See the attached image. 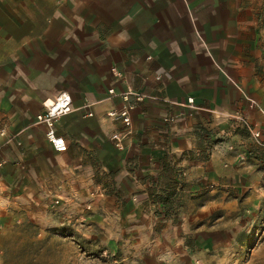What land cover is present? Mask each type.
<instances>
[{
  "label": "crops",
  "instance_id": "obj_1",
  "mask_svg": "<svg viewBox=\"0 0 264 264\" xmlns=\"http://www.w3.org/2000/svg\"><path fill=\"white\" fill-rule=\"evenodd\" d=\"M127 89L144 96L131 97L129 126L107 115L127 105L109 91ZM64 91L73 111L57 123L68 143L57 153L36 119ZM230 141V165L258 179L264 0H0L4 213L11 202L49 218L60 197L65 220L105 228L113 218L141 234L163 193L226 175Z\"/></svg>",
  "mask_w": 264,
  "mask_h": 264
},
{
  "label": "rangeland",
  "instance_id": "obj_2",
  "mask_svg": "<svg viewBox=\"0 0 264 264\" xmlns=\"http://www.w3.org/2000/svg\"><path fill=\"white\" fill-rule=\"evenodd\" d=\"M235 144L223 156L226 175L184 183L168 201L162 192L152 205L153 227L141 234L121 233L113 218L105 228L65 220L60 197L49 218L11 202L4 213L0 203V264H264V160L258 179H241L238 162L230 165ZM85 209L91 213L90 202Z\"/></svg>",
  "mask_w": 264,
  "mask_h": 264
},
{
  "label": "built area",
  "instance_id": "obj_3",
  "mask_svg": "<svg viewBox=\"0 0 264 264\" xmlns=\"http://www.w3.org/2000/svg\"><path fill=\"white\" fill-rule=\"evenodd\" d=\"M110 96L122 98L126 102L121 110H113L109 112L108 118L122 122L125 126L131 124L130 112L134 109V106L128 104L131 100V97H134L136 101H142L144 98L143 95L134 92L131 89L126 91L116 92L115 90L109 91ZM73 111L72 106V97L69 92H60L52 101L46 104L44 113L37 116L36 123L39 125H44L47 128L46 139L49 144L52 146L55 152L65 153L68 150V143L66 139L59 135L57 132V123L61 117L71 113ZM244 126L250 132V134L256 138H261V130L256 124L243 122ZM124 136L122 133H114L111 136V140L115 143L117 149H124ZM3 166V163H0V167Z\"/></svg>",
  "mask_w": 264,
  "mask_h": 264
},
{
  "label": "trees",
  "instance_id": "obj_4",
  "mask_svg": "<svg viewBox=\"0 0 264 264\" xmlns=\"http://www.w3.org/2000/svg\"><path fill=\"white\" fill-rule=\"evenodd\" d=\"M263 160H264V159H263ZM165 195H167V196H166V198L164 199V201H165V200L168 201V199L172 196V192L169 191V193H166ZM161 200H162V197H161Z\"/></svg>",
  "mask_w": 264,
  "mask_h": 264
}]
</instances>
